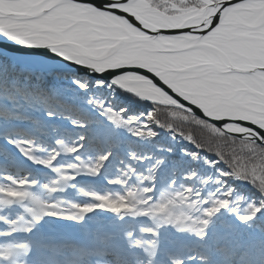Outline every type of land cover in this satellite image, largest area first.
I'll list each match as a JSON object with an SVG mask.
<instances>
[{
  "label": "snow or ice",
  "instance_id": "1",
  "mask_svg": "<svg viewBox=\"0 0 264 264\" xmlns=\"http://www.w3.org/2000/svg\"><path fill=\"white\" fill-rule=\"evenodd\" d=\"M0 264H264V0H0Z\"/></svg>",
  "mask_w": 264,
  "mask_h": 264
}]
</instances>
